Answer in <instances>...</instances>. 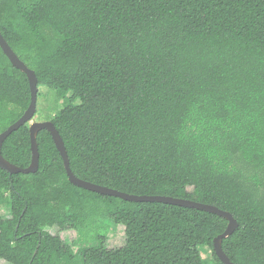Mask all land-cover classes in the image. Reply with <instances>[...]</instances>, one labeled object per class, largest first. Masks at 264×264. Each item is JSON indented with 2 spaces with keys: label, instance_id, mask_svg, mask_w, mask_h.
I'll list each match as a JSON object with an SVG mask.
<instances>
[{
  "label": "trees",
  "instance_id": "16d2710c",
  "mask_svg": "<svg viewBox=\"0 0 264 264\" xmlns=\"http://www.w3.org/2000/svg\"><path fill=\"white\" fill-rule=\"evenodd\" d=\"M0 34L63 100L49 121L77 178L226 211L238 223L221 242L229 261L264 264V0H0ZM30 99L0 49V134ZM30 124L1 147L19 168L31 161ZM36 142V173L0 169V261L205 264L207 247L222 264L212 243L225 219L75 187L50 134ZM94 219L122 226L125 244L109 249L100 234L74 254L49 232Z\"/></svg>",
  "mask_w": 264,
  "mask_h": 264
},
{
  "label": "water",
  "instance_id": "95a60500",
  "mask_svg": "<svg viewBox=\"0 0 264 264\" xmlns=\"http://www.w3.org/2000/svg\"><path fill=\"white\" fill-rule=\"evenodd\" d=\"M0 49L5 55V57L8 59L12 67L22 72L27 80L28 85L30 89V104L27 108V110L23 113V115L12 125L7 127L5 131H3L0 134V169L8 173L9 175H15V174H34L37 172L38 169V160H39V153L37 148V142H36V136L38 132L42 130H46L53 142L54 145L60 154V157L63 161L64 170L66 172V176L68 179V182L72 184L75 187L84 189L86 191L96 193L99 195L119 198L124 201L128 202H136V203H162V204H168L178 207H184V208H190V209H196L199 211H203L206 213H210L213 215H216L218 217H221L227 221V227L221 235L216 237L213 240L212 247L213 251L216 255V257L219 259V261L222 264H233L229 261L228 257L225 255V253L222 250L221 242L223 239L229 237L238 227L237 221L232 217V215L226 211H222L212 205H206L197 203L190 200L185 199H177L172 197H165V196H147V195H129L123 192H119L113 189H109L106 187H101L96 184H92L86 181H83L79 178H77L71 171L69 167V160L67 157V153L65 151V147L63 144V141L57 132L55 126L51 121H44V122H33L29 126V137H30V151H31V161L27 168H19L11 163H9L7 160L3 158L1 155V147L3 142L15 131H17L20 127L24 126L27 123H30L35 115L36 112V100H37V93H38V82L37 78L35 76V73L29 69L18 57L17 55L12 51V49L9 47V45L6 43V41L3 39L2 35L0 34ZM36 252H34V255ZM33 255V256H34Z\"/></svg>",
  "mask_w": 264,
  "mask_h": 264
},
{
  "label": "rangeland",
  "instance_id": "374dc122",
  "mask_svg": "<svg viewBox=\"0 0 264 264\" xmlns=\"http://www.w3.org/2000/svg\"><path fill=\"white\" fill-rule=\"evenodd\" d=\"M78 102L75 101L74 104H78ZM63 106V100L57 99L53 91L46 87H39L36 112L31 123L49 121ZM0 216L3 218L9 217V208L6 203L0 205ZM49 232L52 235H58L62 241L71 247L74 254H77L80 249L96 246V236L100 234L106 237L105 244L109 249L120 248L125 244L124 228L122 226H115L113 223L101 221L100 219L89 221L79 232L73 230L62 232L57 228H52ZM200 253L204 263L210 264L212 261L210 249L203 247L200 249ZM76 263H80L78 258L76 259ZM0 264L6 263L0 261Z\"/></svg>",
  "mask_w": 264,
  "mask_h": 264
}]
</instances>
